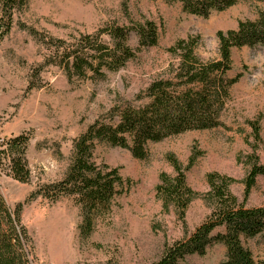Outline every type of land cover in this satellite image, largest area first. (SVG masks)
I'll return each instance as SVG.
<instances>
[{
  "label": "rangeland",
  "instance_id": "374dc122",
  "mask_svg": "<svg viewBox=\"0 0 264 264\" xmlns=\"http://www.w3.org/2000/svg\"><path fill=\"white\" fill-rule=\"evenodd\" d=\"M263 9L262 0H238L228 10L202 19L184 13L178 3L162 0L27 1L0 42V137L30 136L27 162L31 181L21 184L0 176V194L12 210L23 205L21 221L32 243L30 264L155 263L167 246L193 232L209 216L211 208L205 197L206 176L211 173L233 179L230 191L247 208L264 205V176L256 179L247 197L243 185L250 144L256 145V156L264 162V46L231 52L227 78L239 79L229 89L222 116L225 128L149 143L144 161L134 159L125 149L97 145L95 163L117 169L125 190L115 198L110 212L96 218L87 230H83L80 208L72 199L54 204L41 198L30 201L39 185L64 176L73 140L91 124L115 106L143 103L137 102V96L153 81L167 77L176 65L169 49L177 42L193 39L199 60H216L217 32L254 21ZM146 22L157 28V46L136 52L124 68L105 73L102 80L74 78L69 82L63 70L44 65L41 36L69 42L109 25L134 29ZM101 39L109 40L106 35ZM128 45L138 48L134 32ZM31 85L38 87L30 89ZM249 122L258 125L259 142L254 141ZM169 157L182 166L186 183L196 195L186 211L184 226L173 208L163 209L155 191L161 174L173 175ZM242 244L256 262L264 261V236L242 239ZM225 254L224 246L216 244L203 256L187 257L181 264H219Z\"/></svg>",
  "mask_w": 264,
  "mask_h": 264
},
{
  "label": "trees",
  "instance_id": "16d2710c",
  "mask_svg": "<svg viewBox=\"0 0 264 264\" xmlns=\"http://www.w3.org/2000/svg\"><path fill=\"white\" fill-rule=\"evenodd\" d=\"M28 0H0V42L9 34L14 17ZM178 3L184 13L207 19L213 13H222L235 6L238 0H162ZM264 2V0H262ZM21 28H24L22 25ZM30 34L34 31L27 29ZM134 32L138 48H130L128 40ZM108 37V42L101 39ZM218 58L203 62L195 53L193 39L177 42L169 53L177 59L167 77L153 81L137 96L140 105L115 106L98 118L72 142L70 163L64 176L55 182L39 185L30 201L41 198L54 204L61 199H72L80 208L83 230L92 222L110 212L115 198L125 187L117 169L98 166L94 161L97 145L125 149L134 159L148 157L149 143H160L168 138L195 132L225 128L222 116L229 99V89L239 77L228 79L231 70V52L243 47L264 46V9L254 21L238 23L235 30L219 31ZM45 50V66L63 70L68 81H99L105 73H116L133 60L136 52L158 44L157 28L146 22L130 29L118 25L106 26L93 35H80L72 41L40 37ZM44 67V66H42ZM42 67L34 75L37 78ZM31 85L30 89L37 88ZM255 142L260 140L257 124L247 123ZM30 136L20 134L0 137V176L28 184L31 171L27 162ZM256 145L246 157L248 173L243 180L247 197L264 176V162L256 156ZM173 175L161 174L156 195L163 209L173 208L179 221L185 225V214L196 198L186 183L185 171L173 157L168 158ZM230 177L211 173L206 176L208 192L206 202L211 208L209 216L193 232L167 246L153 264H181L187 257L203 256L212 245H223L226 254L219 264H264L256 262L242 239L264 236V205L247 208L238 202L230 187ZM23 205L9 208L0 194V264H30L31 238L21 221Z\"/></svg>",
  "mask_w": 264,
  "mask_h": 264
}]
</instances>
